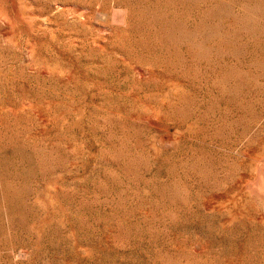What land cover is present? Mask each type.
<instances>
[{
    "label": "rangeland",
    "instance_id": "rangeland-1",
    "mask_svg": "<svg viewBox=\"0 0 264 264\" xmlns=\"http://www.w3.org/2000/svg\"><path fill=\"white\" fill-rule=\"evenodd\" d=\"M0 264H264V0H0Z\"/></svg>",
    "mask_w": 264,
    "mask_h": 264
}]
</instances>
